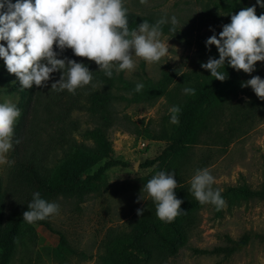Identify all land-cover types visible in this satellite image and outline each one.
<instances>
[{
  "label": "rangeland",
  "instance_id": "obj_1",
  "mask_svg": "<svg viewBox=\"0 0 264 264\" xmlns=\"http://www.w3.org/2000/svg\"><path fill=\"white\" fill-rule=\"evenodd\" d=\"M255 3L256 0H124L129 12L155 14L167 20L175 16L178 21L175 31H170V22L162 29L161 38L169 39L168 56L157 63L133 56L135 69L130 73L122 71L124 82L118 81L113 88L118 96L113 104L116 119L108 123L107 131L112 158L126 163L109 168L100 189L82 199L60 196L51 200L60 206L57 214L48 217L52 229L33 224V230L29 228L19 238L8 264H102L108 239L131 233L142 218L155 214V202L142 186L157 171H174L176 196L191 197V178L197 169L203 168L215 177L212 187L221 191L225 205L220 209L210 203L200 206L188 224L186 244L174 255L156 248L147 264H264V198L230 191L233 187L264 190V100L250 86L241 87L212 110L196 143L177 154L167 151L163 160L145 165L147 160L161 155L172 143L169 139L178 132L181 112L179 123L173 124L169 108L180 107L183 89L196 74L209 71L201 68V62L212 55L200 42L213 34L210 26L218 33L223 24L230 22L231 14ZM167 75L169 79H165ZM252 75L264 78V62H256L251 74L239 71L242 81ZM164 80L167 82L163 83ZM138 82L144 85L139 92L135 91ZM17 83L0 59V98L7 97L18 105L20 87L12 89ZM33 86L38 92L40 86ZM34 113L21 112L14 134L27 122L29 128ZM73 117L74 128L77 127L74 136L80 143L93 146L89 130L99 119L85 109L75 110ZM140 140L147 143L146 148H139ZM12 156L10 150L7 158L14 161L11 166L0 164L3 187L11 178L15 164ZM106 160L88 173L96 171ZM140 195L144 199H138ZM138 208L144 209L142 216L137 215ZM59 233L66 236L74 249L64 259L56 258L53 251L60 242Z\"/></svg>",
  "mask_w": 264,
  "mask_h": 264
},
{
  "label": "clouds",
  "instance_id": "obj_2",
  "mask_svg": "<svg viewBox=\"0 0 264 264\" xmlns=\"http://www.w3.org/2000/svg\"><path fill=\"white\" fill-rule=\"evenodd\" d=\"M257 5L264 8V0H256L254 5L231 14L230 22L223 24L218 33L210 26L213 34L205 40V47L210 50L215 45L218 58L209 56L201 62V68L209 70L213 78L223 82L228 75L220 69L226 65L251 74L256 62H264V13L256 14ZM169 22L170 31H175V16L152 24L142 21L130 30L124 0H0V59L7 72L15 75L21 89L46 85L52 74L59 72L51 89L74 93L92 82V71L84 62L62 56L65 49H71L74 56L95 61L99 70L111 78L113 70L132 72L136 67L133 56L148 63L168 56L169 39L161 38V26ZM248 86L264 100V78L252 75L241 82V87ZM143 87L138 82L135 91ZM183 92L194 95L195 89L186 87ZM180 112L178 105L169 108L171 123H179ZM20 116L16 103L7 97L0 98V164L14 163L7 154L13 148L14 125ZM174 177V171L160 170L142 186L155 202L156 216L164 222H172L185 211L180 207L182 199L174 191ZM214 181L208 168L197 169L190 190L199 203L220 209L225 200L221 191L212 187ZM138 199L144 198L140 195ZM59 208L58 203L42 198L36 191L22 218L33 223L57 214ZM143 212V208L137 209V215L142 216Z\"/></svg>",
  "mask_w": 264,
  "mask_h": 264
},
{
  "label": "trees",
  "instance_id": "obj_3",
  "mask_svg": "<svg viewBox=\"0 0 264 264\" xmlns=\"http://www.w3.org/2000/svg\"><path fill=\"white\" fill-rule=\"evenodd\" d=\"M264 13V8L256 6V14ZM129 28L134 29L142 21L155 23L159 18L155 14H138L128 11ZM166 24L162 25L164 29ZM204 38L200 44L218 58L215 45L210 50L205 47ZM78 62H84L92 71L93 80L89 85L79 87L74 93L67 90L55 91L51 83L59 79L60 73L52 74L49 91L46 85L35 92L21 89L20 102L17 105L22 115L33 110L29 128L18 127L13 137V159L11 178L3 187L0 181V263L8 264L16 250L18 240L33 224H40L52 229L48 218L28 223L22 218L27 204L32 200V193L39 191L42 198L51 201L57 197L84 198L87 194L98 191L106 171L117 164H125L112 158V142L108 136V123L115 121L113 104L118 99L113 88L118 81L124 82L122 71L113 70L111 78L99 70L95 61L86 57L74 56L71 49L61 54ZM227 78L222 82L210 76V72L196 74L188 86L195 89L194 95H184L181 102L180 126L178 132L169 140L172 143L157 158L147 160L146 166L163 160L167 151L180 153L190 144L196 143L201 131L206 128L208 117L214 108L221 105L227 97L241 89L239 71L230 66L220 69ZM165 79H169L167 75ZM167 81H163L166 83ZM85 109L99 121L89 130L94 145L80 143L74 136L75 118L73 112ZM41 110L42 113L41 114ZM23 128V129H22ZM27 128V129H26ZM63 151L60 156L59 152ZM105 163L88 173L98 163ZM234 193L246 197L264 198V190L250 188H230ZM182 199L181 212L172 222L161 221L155 214L142 218L133 231L127 235L114 236L106 241L105 253L101 257L102 264H147L157 249L174 255L186 244L188 224L195 217L194 211L203 204L194 196L178 197ZM60 234V242L54 248L55 257L66 258L74 249L66 236ZM201 252H206L202 250Z\"/></svg>",
  "mask_w": 264,
  "mask_h": 264
},
{
  "label": "built area",
  "instance_id": "obj_4",
  "mask_svg": "<svg viewBox=\"0 0 264 264\" xmlns=\"http://www.w3.org/2000/svg\"><path fill=\"white\" fill-rule=\"evenodd\" d=\"M139 145H140V149H144V148H146V146H147V143L146 142H144L143 140H140V143H139Z\"/></svg>",
  "mask_w": 264,
  "mask_h": 264
},
{
  "label": "water",
  "instance_id": "obj_5",
  "mask_svg": "<svg viewBox=\"0 0 264 264\" xmlns=\"http://www.w3.org/2000/svg\"><path fill=\"white\" fill-rule=\"evenodd\" d=\"M138 164V162H136ZM136 166V165H135Z\"/></svg>",
  "mask_w": 264,
  "mask_h": 264
}]
</instances>
